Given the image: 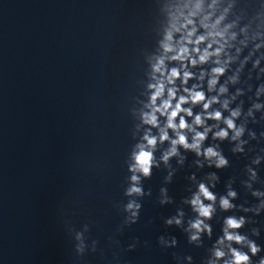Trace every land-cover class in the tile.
<instances>
[{"label": "clouds", "instance_id": "9594fccd", "mask_svg": "<svg viewBox=\"0 0 264 264\" xmlns=\"http://www.w3.org/2000/svg\"><path fill=\"white\" fill-rule=\"evenodd\" d=\"M184 8L188 9L187 13L177 9L172 15L159 41L158 54L148 60L144 98L138 101L140 107L135 112L139 120L137 131L142 130V134L131 153L132 163L128 169L131 175L125 190V195L131 199L124 205L127 214L124 225L134 224L139 218L142 205L137 198L151 195L150 190L145 192L142 180L150 179L153 169L163 165L168 170L165 184L171 183L176 171L171 161L175 159L177 165L183 167L188 159L186 154L191 153L195 158L190 166L197 171L205 167L222 170L229 167L221 148L223 142L233 145L234 155H244L250 141L264 139V131L257 135L248 127L249 122L264 120V83L257 84L254 99L249 97L250 106L245 111L244 101L238 100L245 92L235 87L238 75L226 76L233 63L227 45L235 34L227 35L229 26L221 27L222 18H212L214 0L208 4L207 11L203 0ZM257 67L258 62L254 64V68ZM221 77L226 78L222 81ZM230 85L234 91L230 90ZM262 161L264 156H254L244 167L247 178L240 181L256 201L250 205L247 200L235 203L239 199L233 188L235 178L228 181L223 194H218L213 191L220 183L216 171L207 172L201 178L192 172L187 177L188 195L181 203L190 208L193 216L185 223L183 208H177L176 214L167 218L165 224L182 229L189 244L201 247L204 237L212 240L211 221L218 212L232 213L223 217L221 235L212 243L204 264H254L253 257L264 251L241 231L246 225H255L254 217L264 213V188L254 187L260 181L257 168ZM159 203L162 206L173 203L166 187L160 189ZM84 228L87 231L88 225ZM250 231L253 237H259L258 227ZM83 239L84 233L77 232L76 240L80 243L76 251L80 255L84 253ZM158 242L163 248H174L178 243L175 237L165 236H160ZM135 246V243L130 244L129 250ZM91 251L95 252L96 248ZM184 259L192 264L191 256ZM255 264H264V256Z\"/></svg>", "mask_w": 264, "mask_h": 264}, {"label": "water", "instance_id": "95a60500", "mask_svg": "<svg viewBox=\"0 0 264 264\" xmlns=\"http://www.w3.org/2000/svg\"><path fill=\"white\" fill-rule=\"evenodd\" d=\"M256 116L259 117L260 113H256ZM248 127L256 131L257 135H259L261 131H264V120H260L258 123L249 122ZM245 138L247 139V136H245ZM232 147L233 145H230L224 153L229 160V167L222 170L211 169V171H216L220 176V183L217 184L213 191L218 194H223L225 191V185L230 179L235 178L233 188L239 195V199L236 200L235 203L241 204L246 200L249 205L256 203L250 193L241 185L240 181L247 178L244 172L245 165L250 163L251 159L256 155L264 156V139L250 141L246 146L244 155H234L231 152ZM257 172L260 181L257 182L254 187L264 188V161L258 166ZM179 208H183L185 212L184 219L186 223L189 218H192L193 213L186 205L181 204ZM176 211L173 215L176 214ZM230 214L232 213H217L211 221L213 227L212 240L204 237L201 247L189 244L187 234L182 229L175 226L169 227L164 223L124 264H188L184 259L188 256L192 257V264H204L209 255V249L211 248L212 243L219 235H221L223 217ZM238 215H243V213H238ZM254 219L257 221L255 225H246L241 231L249 235V237L254 239L258 245L264 248V213L260 216L254 217ZM252 227H258L260 229L259 237H253L251 235L250 229ZM160 236H165L166 238L175 237L178 242L177 246L174 248H163L158 242ZM245 251L247 250L245 249ZM261 256H264V251L259 253L258 256L253 257L254 264Z\"/></svg>", "mask_w": 264, "mask_h": 264}]
</instances>
